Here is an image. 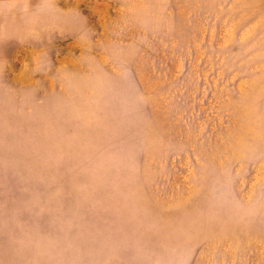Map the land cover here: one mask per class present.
Wrapping results in <instances>:
<instances>
[{
  "label": "rangeland",
  "instance_id": "obj_1",
  "mask_svg": "<svg viewBox=\"0 0 264 264\" xmlns=\"http://www.w3.org/2000/svg\"><path fill=\"white\" fill-rule=\"evenodd\" d=\"M0 264H264V0H0Z\"/></svg>",
  "mask_w": 264,
  "mask_h": 264
}]
</instances>
